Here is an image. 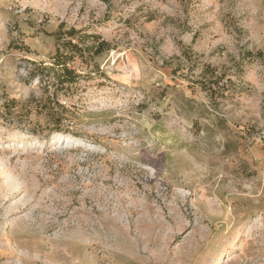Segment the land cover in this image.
I'll list each match as a JSON object with an SVG mask.
<instances>
[{
    "label": "rangeland",
    "instance_id": "obj_1",
    "mask_svg": "<svg viewBox=\"0 0 264 264\" xmlns=\"http://www.w3.org/2000/svg\"><path fill=\"white\" fill-rule=\"evenodd\" d=\"M60 27L109 50L57 126ZM2 94L0 264H264V0H0Z\"/></svg>",
    "mask_w": 264,
    "mask_h": 264
},
{
    "label": "trees",
    "instance_id": "obj_2",
    "mask_svg": "<svg viewBox=\"0 0 264 264\" xmlns=\"http://www.w3.org/2000/svg\"><path fill=\"white\" fill-rule=\"evenodd\" d=\"M58 45L55 49L54 55L50 58L52 60L51 66H44L43 64H33V69L29 73L30 77H38V81L43 83V96L40 98L35 114L42 116L50 123L59 126L62 121V112L64 107L59 103V96L61 93L68 92L71 87L76 84L79 79V74L69 67V64L76 59L80 62L92 60L94 57H99L103 52L109 50V45L102 40L98 35L91 34L90 36H81L79 30L69 29L65 32L60 29L54 34ZM86 39H90L91 43L86 44L83 48L79 43ZM77 40V42H74ZM95 73L99 72V66H95L93 70ZM91 73V72H89ZM51 90V91H50ZM0 109L6 117H18L24 114L27 117L29 114L25 106H20L15 100H8L3 94L0 96ZM15 108L17 113L15 112ZM39 124H35L36 127Z\"/></svg>",
    "mask_w": 264,
    "mask_h": 264
}]
</instances>
